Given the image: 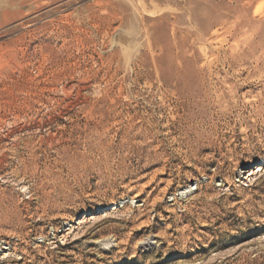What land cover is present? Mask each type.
<instances>
[{"label": "rangeland", "instance_id": "374dc122", "mask_svg": "<svg viewBox=\"0 0 264 264\" xmlns=\"http://www.w3.org/2000/svg\"><path fill=\"white\" fill-rule=\"evenodd\" d=\"M0 264H264V0H0Z\"/></svg>", "mask_w": 264, "mask_h": 264}, {"label": "bare ground", "instance_id": "6f19581e", "mask_svg": "<svg viewBox=\"0 0 264 264\" xmlns=\"http://www.w3.org/2000/svg\"><path fill=\"white\" fill-rule=\"evenodd\" d=\"M248 171H249V169L243 170V173L248 172Z\"/></svg>", "mask_w": 264, "mask_h": 264}]
</instances>
